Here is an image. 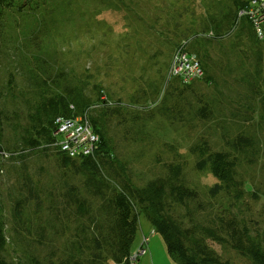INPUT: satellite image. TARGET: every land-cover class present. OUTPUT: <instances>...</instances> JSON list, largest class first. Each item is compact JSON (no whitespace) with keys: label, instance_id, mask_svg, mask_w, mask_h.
Returning a JSON list of instances; mask_svg holds the SVG:
<instances>
[{"label":"rangeland","instance_id":"obj_1","mask_svg":"<svg viewBox=\"0 0 264 264\" xmlns=\"http://www.w3.org/2000/svg\"><path fill=\"white\" fill-rule=\"evenodd\" d=\"M246 1L33 0L0 21V82L12 76L28 85L24 78L30 72L63 76L60 87L51 88L92 100L89 111L77 116L99 120L119 174L138 190L158 185L165 194L162 211L184 238L205 244L229 264L250 263L215 239L228 238V232L220 230L225 222L234 220L249 234L264 226V32L255 37L247 18L230 23L233 11ZM214 25L220 27L219 35ZM177 46L200 62L201 75L188 83L169 73ZM106 98L107 105L100 102ZM117 102L121 107L114 109ZM202 107L207 115L200 119L195 113ZM246 108L249 117L243 116ZM238 130L248 131L257 141L256 161L240 159L234 185L211 196L217 177L209 164L196 165L205 157L203 141L211 151L226 150L221 136ZM4 138L8 146L7 131ZM6 156L0 157V205L9 228L12 178L8 161H3ZM74 160L78 165L80 160ZM30 164L44 169L45 187L55 184L62 172L72 176L68 169L59 170L52 156L31 159ZM70 178L82 184L88 177ZM93 181L108 192L102 179ZM81 188L96 202L90 181ZM29 213L30 221L37 219ZM137 222L132 254L143 237L147 242L131 264H178L139 208ZM7 236L11 243L6 257L32 264L24 260L21 244L10 232ZM62 243L57 241L58 246Z\"/></svg>","mask_w":264,"mask_h":264},{"label":"trees","instance_id":"obj_2","mask_svg":"<svg viewBox=\"0 0 264 264\" xmlns=\"http://www.w3.org/2000/svg\"><path fill=\"white\" fill-rule=\"evenodd\" d=\"M18 1L0 0V21L7 12L20 11L33 0ZM244 3L237 9L244 8ZM237 12L233 11L231 24L236 22ZM247 23L250 25L249 21ZM213 28L218 31L215 35H219L220 27L214 25ZM254 36L257 37L256 34ZM180 47L175 49L180 48L187 55H193L184 46ZM45 73L42 71L39 77L31 72L27 74L24 79L28 85L12 76H9L8 82H0V157L7 155L3 161H8L12 178L8 186L9 228L0 205V264L20 262L6 257L11 243L7 232L21 244L24 260L28 259L32 264H131L132 244L138 228V208L144 212L154 231L162 236L167 253L178 264H229L226 260L220 261L205 244L184 238L179 227L162 211L165 194L158 185L138 190L127 177L119 174L96 116L87 118L92 130L99 136L92 155L72 158L50 146L54 118L59 115L76 117L84 110L89 111L92 100L76 97V92L71 91L57 94L52 88L59 86L63 76L52 77ZM61 83L64 87L68 85V82ZM107 99L100 102L106 104ZM10 107L13 111L9 110ZM119 107L121 104L117 102L114 109ZM247 110L244 117H249ZM195 115L200 119L205 117V107L198 109ZM5 131L8 132V146ZM221 142L226 150L211 151L203 141L205 157L196 162L198 167L209 164L217 177L218 182L209 189L211 196L225 186L234 185L233 173L240 159L251 163L256 161L259 153L257 141L245 130L222 135ZM197 146H192L191 150L196 152ZM51 156L59 170H70L72 176L62 172L55 184L45 187L41 183L44 169L42 166L33 167L30 161H46ZM74 159L80 160L78 165ZM76 174H85L88 177L85 183L76 184L70 178L76 177ZM94 178L97 181L102 179L108 192H103L93 181ZM89 181L96 202L82 192L81 187ZM29 212L37 219L30 221L26 215ZM220 230L228 232V238L217 237V241L228 243L250 264H264V226L249 234L238 228L236 221L230 220ZM24 233L34 236H24ZM67 235L69 238H59ZM58 240H62V245H57Z\"/></svg>","mask_w":264,"mask_h":264},{"label":"built area","instance_id":"obj_3","mask_svg":"<svg viewBox=\"0 0 264 264\" xmlns=\"http://www.w3.org/2000/svg\"><path fill=\"white\" fill-rule=\"evenodd\" d=\"M244 17L251 23L257 37H263L264 25V0H247L244 8L238 11L237 18ZM181 48V47H180ZM174 53L169 73L171 76L179 77L182 82L201 75L199 62L192 56L187 55L181 49ZM53 142L50 146L65 153L68 157L81 155H92L97 147L98 136L92 130L85 115L80 117L56 116L53 121ZM147 238H142L140 247L130 256V260L136 259L139 253L144 252L142 244H146Z\"/></svg>","mask_w":264,"mask_h":264}]
</instances>
